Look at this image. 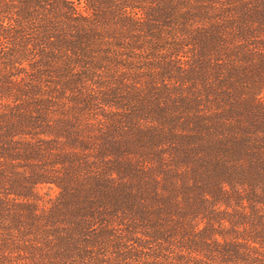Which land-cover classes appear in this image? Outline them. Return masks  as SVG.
Here are the masks:
<instances>
[{
  "label": "trees",
  "instance_id": "1",
  "mask_svg": "<svg viewBox=\"0 0 264 264\" xmlns=\"http://www.w3.org/2000/svg\"><path fill=\"white\" fill-rule=\"evenodd\" d=\"M0 264H264V0H0Z\"/></svg>",
  "mask_w": 264,
  "mask_h": 264
},
{
  "label": "rangeland",
  "instance_id": "2",
  "mask_svg": "<svg viewBox=\"0 0 264 264\" xmlns=\"http://www.w3.org/2000/svg\"><path fill=\"white\" fill-rule=\"evenodd\" d=\"M43 192H45V191H43ZM46 194L47 195H51L52 194V192L50 191V192H46Z\"/></svg>",
  "mask_w": 264,
  "mask_h": 264
}]
</instances>
